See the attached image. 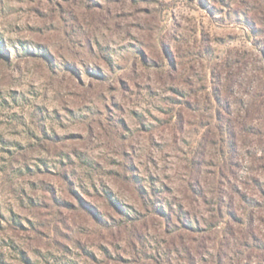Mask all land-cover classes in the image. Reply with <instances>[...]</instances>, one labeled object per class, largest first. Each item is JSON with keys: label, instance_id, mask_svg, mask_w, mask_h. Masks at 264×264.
I'll use <instances>...</instances> for the list:
<instances>
[{"label": "rangeland", "instance_id": "374dc122", "mask_svg": "<svg viewBox=\"0 0 264 264\" xmlns=\"http://www.w3.org/2000/svg\"><path fill=\"white\" fill-rule=\"evenodd\" d=\"M261 83L264 0H0V264H258Z\"/></svg>", "mask_w": 264, "mask_h": 264}, {"label": "trees", "instance_id": "16d2710c", "mask_svg": "<svg viewBox=\"0 0 264 264\" xmlns=\"http://www.w3.org/2000/svg\"><path fill=\"white\" fill-rule=\"evenodd\" d=\"M255 90L254 93L255 95H259L258 91L259 90H263L264 89V85H256L255 86ZM260 109H256L255 110V114L259 113ZM256 117H258L256 115ZM255 120H257V124L256 127L254 129V134L258 136V144H257V152H260V156H255L256 158V162H259V164H262V167H264V115L260 118H255ZM258 120L260 122H258ZM256 194H255V198L248 196L247 194H241V199L240 202L244 203V207H245V213L242 215L243 216V220H242V224L243 223H247L249 225H252L251 222L255 221L254 218L256 217V212H253V214L249 213V210L251 211V209H253L255 206L256 208L258 206L263 205L264 207V186H259L257 187L256 184ZM259 192L261 193V199L260 198H256V197H260L259 196ZM259 199V200H258ZM229 211H231L232 215L235 217H239L240 218V212H236L237 210L235 209H230ZM253 217V218H252ZM248 235L244 236L245 239H247L248 243L251 241V245H249V248L251 249V251H257V263L258 264H264V242H260L264 239H261L258 234L256 233V230L254 228H252L250 230L249 233H247ZM241 243V242H240ZM239 243V245H240ZM242 246V245H241ZM243 247V246H242ZM248 247V246H247ZM245 249H248L246 247H244ZM253 251V252H254ZM260 253H263L262 255Z\"/></svg>", "mask_w": 264, "mask_h": 264}]
</instances>
